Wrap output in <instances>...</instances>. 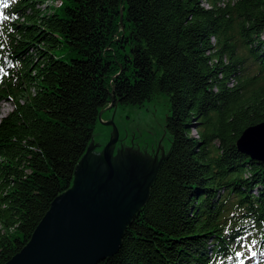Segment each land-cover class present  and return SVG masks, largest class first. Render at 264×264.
I'll return each mask as SVG.
<instances>
[{
	"label": "trees",
	"instance_id": "16d2710c",
	"mask_svg": "<svg viewBox=\"0 0 264 264\" xmlns=\"http://www.w3.org/2000/svg\"><path fill=\"white\" fill-rule=\"evenodd\" d=\"M51 1L0 0V264L71 187L100 110L161 94L169 150L98 264L263 258L264 162L236 141L264 122V0Z\"/></svg>",
	"mask_w": 264,
	"mask_h": 264
},
{
	"label": "water",
	"instance_id": "95a60500",
	"mask_svg": "<svg viewBox=\"0 0 264 264\" xmlns=\"http://www.w3.org/2000/svg\"><path fill=\"white\" fill-rule=\"evenodd\" d=\"M163 112L169 113L165 96L162 103L100 110L71 187L52 201L28 243L5 264H98L114 256L170 144ZM236 147L264 162V122L246 128Z\"/></svg>",
	"mask_w": 264,
	"mask_h": 264
},
{
	"label": "rangeland",
	"instance_id": "374dc122",
	"mask_svg": "<svg viewBox=\"0 0 264 264\" xmlns=\"http://www.w3.org/2000/svg\"><path fill=\"white\" fill-rule=\"evenodd\" d=\"M43 2H44L45 4L42 6V8L45 7V6H54V5H55V3L53 4V2H52L51 0H43ZM164 96H165V95H163V94H161V95H156V96L152 97L150 100H147V101H145V102H148V101H156V102H161V103H162V102H163V98H164ZM165 97H166V96H165ZM166 98H167V97H166ZM121 106H123V105H121ZM141 106H143V104H142ZM141 106L127 105L128 109H132V108H136V107H141ZM10 110H11V106H10L9 104L4 103V102H0V117H2L3 115L9 113ZM167 116H168V113L163 112V118H162V126H163V127H164V124H165V121H166V117H167ZM191 135H192L193 137L196 136V134H195L194 131H192ZM169 147H170V144H169L167 150H166L163 154H161V157H162V156H165V155L167 154V152H168V150H169ZM153 154H154L155 156H158V152H157V147H156V146H153ZM161 157H160V158H161ZM160 158H159V159H160ZM159 159H158V160H159ZM157 162H158V161H157ZM156 165H157V164H156ZM245 253H246V260H245V262H247V264H264V257L261 258V259H259L257 256H255V254H254L252 248L247 249Z\"/></svg>",
	"mask_w": 264,
	"mask_h": 264
},
{
	"label": "snow or ice",
	"instance_id": "6c2138e0",
	"mask_svg": "<svg viewBox=\"0 0 264 264\" xmlns=\"http://www.w3.org/2000/svg\"><path fill=\"white\" fill-rule=\"evenodd\" d=\"M5 7H7V5H4Z\"/></svg>",
	"mask_w": 264,
	"mask_h": 264
}]
</instances>
